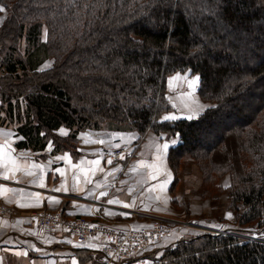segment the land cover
<instances>
[{
	"label": "trees",
	"instance_id": "1",
	"mask_svg": "<svg viewBox=\"0 0 264 264\" xmlns=\"http://www.w3.org/2000/svg\"><path fill=\"white\" fill-rule=\"evenodd\" d=\"M0 3V126L22 136L18 148L52 143L78 156L79 134L104 127L175 136L172 167L193 156L207 194L229 175L220 188L236 223L263 235L189 236L150 264H264V0ZM178 71L198 75L199 96L218 107L162 120L172 110L167 78Z\"/></svg>",
	"mask_w": 264,
	"mask_h": 264
},
{
	"label": "crops",
	"instance_id": "2",
	"mask_svg": "<svg viewBox=\"0 0 264 264\" xmlns=\"http://www.w3.org/2000/svg\"><path fill=\"white\" fill-rule=\"evenodd\" d=\"M0 9H3L1 25L7 11L1 5ZM190 89L195 92L197 87ZM166 116L168 114L161 119L165 120ZM58 132L66 135L69 129L61 127ZM79 137L78 156L69 151L54 153L52 143L44 150L33 151L17 147L22 136L13 126H0V198L18 210L17 217H0V264H105L98 250L100 240L78 243L66 232L37 227L27 215L30 210L61 208L67 216L84 215L121 228L149 227L157 217L154 215L168 210L166 193L173 181L170 173H173L167 157L170 147L178 142L177 137L151 134L141 148L137 131L87 129ZM124 143L135 146L134 157L111 160L109 164L103 150ZM9 158L15 167L8 164ZM96 159L101 160L99 166L91 163ZM5 176L9 179L5 180ZM85 178L91 183H85ZM101 191L107 195L100 197ZM89 192L93 195L89 196ZM108 200L117 203L109 205ZM160 247V244L154 245L151 254ZM84 257L89 258L83 260Z\"/></svg>",
	"mask_w": 264,
	"mask_h": 264
},
{
	"label": "rangeland",
	"instance_id": "3",
	"mask_svg": "<svg viewBox=\"0 0 264 264\" xmlns=\"http://www.w3.org/2000/svg\"><path fill=\"white\" fill-rule=\"evenodd\" d=\"M0 5L3 6L1 3ZM6 17H7V13L4 14V18ZM22 47H24V42L22 43ZM47 62L48 63H45V66L43 67H48L51 65L50 61ZM186 72L178 71L176 73L169 75L167 78L166 95L168 96L169 101L172 104V110L164 113V114H168V116L175 115L177 117H181L182 115L184 116L198 115L202 113L211 104L199 96L198 93L199 81L196 85L190 87L192 81L199 76L196 74H191L190 72L187 73L188 75H186ZM183 83H185L186 86H184ZM0 85H3V83L1 82ZM189 87L193 89L197 87V90L193 92ZM189 109H191V111H189ZM2 127H11V126L4 125ZM99 130L100 131L113 130V128L104 127ZM121 131H125V130H121ZM137 133L140 135V140L138 143V145H140V148L142 147L141 145L146 143V141L148 140L151 134H157V135L160 134L152 129H149L143 134L139 132ZM121 145H129L132 147L129 153L124 155V157L121 160L131 159L132 157H134L136 153V148L133 144L131 145L129 143H124ZM116 147L117 146H113V147L107 146L106 148H116ZM144 150H148V149H144ZM167 163L173 173V174L170 173V176L171 175L173 176V181L172 184L169 186L168 192L166 193L168 210L160 215L153 214L154 216H157L155 217L153 224L161 222L169 227V232L166 234L167 236H165L163 239H160L157 243L154 244L155 246L157 244H160L161 247L159 249H161V251H164V248L166 247L174 246L175 244H177L178 240L186 239L187 237L191 236L192 233L195 235H200L209 232L216 233L224 230V231H228L229 234H234L245 240H249L251 237H255V238L257 237V239L261 238L263 234L258 231V228L240 227L236 223V218L234 216V213L230 209V201H229L230 199L228 195L225 193V191L221 190L220 188V186H226L230 183L229 175H225L220 179L216 178L217 182L214 184L215 190L207 194L205 192L203 169L201 168L200 164L198 163V161L195 160L193 156L186 155L185 157H183L180 161V164L176 167V169H174L170 163L169 153H168ZM53 210H62V209L60 208ZM53 210L34 209V210H30V212H28L27 215H29L31 222L34 224V221L32 220L33 219L32 213L42 212V211H53ZM62 211L64 212V210ZM17 212L18 210H16L12 205H10L2 198H0L1 218L9 219V218H13V216L17 217L18 215ZM64 215L67 216L65 212ZM77 216L81 217L83 215H77ZM100 222L110 223L106 220H100ZM129 227H133L134 229H137L143 226L131 225ZM170 227L172 228V230ZM122 229H129V228L125 227ZM56 230H61L62 232L68 233L64 229H56ZM90 240L97 241L99 239L98 237H92L85 242H88ZM85 242L79 241L78 243H85ZM100 248L101 245H99V249H98L99 252H100ZM148 256L152 257L153 254ZM101 259L104 261L105 264H107L105 257L102 254H101ZM131 262L135 264L133 261H129L127 263L132 264ZM139 264H144L143 260L140 261Z\"/></svg>",
	"mask_w": 264,
	"mask_h": 264
},
{
	"label": "built area",
	"instance_id": "4",
	"mask_svg": "<svg viewBox=\"0 0 264 264\" xmlns=\"http://www.w3.org/2000/svg\"><path fill=\"white\" fill-rule=\"evenodd\" d=\"M131 148L129 145L105 148L102 154L106 159L117 161L128 154ZM32 217L35 226L48 230L64 229L81 242L98 237L101 241L100 253L104 255L107 264H122L128 261L139 264L142 260L144 264H150L148 255H151L154 243L163 239L169 232V227L161 222L150 227L122 229L110 223L93 221L85 216L71 218L65 216L62 210L34 212ZM213 234L229 232L222 230ZM256 239L257 237H251L249 240Z\"/></svg>",
	"mask_w": 264,
	"mask_h": 264
},
{
	"label": "snow or ice",
	"instance_id": "5",
	"mask_svg": "<svg viewBox=\"0 0 264 264\" xmlns=\"http://www.w3.org/2000/svg\"><path fill=\"white\" fill-rule=\"evenodd\" d=\"M0 11H3V9H0ZM198 81H199V77H196V78L192 81V84L190 85V87L196 85V84L198 83ZM217 107H218L217 105H210V106H209V109H207V110H213V109H216ZM189 111H191V109H189ZM180 118H181V117H177V116H175V115H169V116H166L164 119H165V120H177V119H180ZM184 118H185V119H188V120L196 119V117L193 116V115H188V116H186V117H184ZM62 131H63V130H62ZM101 143H103V141H101ZM165 147H167V145H165ZM91 163H93V164L99 166V165L101 164V160H100V159H96V160L92 161ZM108 163L110 164V163H111V160H109ZM8 164H11V165H13V167H15L14 161H12L10 158L8 159ZM8 164H6L5 167H7ZM56 171H57V172H60V174H61L62 176L64 175V173H63L60 169H57ZM30 175H31V173H30ZM153 178H155V177H153ZM4 179L7 180V179H9V177H8V176H5ZM85 183H91V181H88V180L85 178ZM41 186H43V185H41ZM63 190H64V191H67V188H64ZM8 191H12V189H8ZM56 191H61V189H56ZM37 195H39V194H37ZM88 195L91 196V195H93V193H92V192H89ZM106 195H107V193H106L105 191H101V192L99 193V196H100V197H104V196H106ZM114 203H117V201H114V200H108V204H109V205L114 204ZM124 206L127 207L128 205H124ZM229 215H230V214H229Z\"/></svg>",
	"mask_w": 264,
	"mask_h": 264
}]
</instances>
